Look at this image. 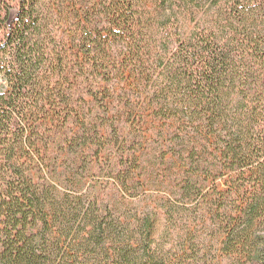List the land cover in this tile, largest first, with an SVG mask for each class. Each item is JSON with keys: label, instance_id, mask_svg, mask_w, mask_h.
<instances>
[{"label": "trees", "instance_id": "16d2710c", "mask_svg": "<svg viewBox=\"0 0 264 264\" xmlns=\"http://www.w3.org/2000/svg\"><path fill=\"white\" fill-rule=\"evenodd\" d=\"M0 79V264H212L127 200L148 156L212 157L264 264V0H0Z\"/></svg>", "mask_w": 264, "mask_h": 264}, {"label": "rangeland", "instance_id": "374dc122", "mask_svg": "<svg viewBox=\"0 0 264 264\" xmlns=\"http://www.w3.org/2000/svg\"><path fill=\"white\" fill-rule=\"evenodd\" d=\"M4 84L0 79V87ZM152 121L150 119V128L158 132L163 123ZM150 144L158 147L160 143L154 138ZM204 160L208 164L197 169L185 166L181 158L166 160L148 156L142 171L135 176L132 194L125 196L139 211L157 209V213L164 216L162 232L167 230L183 239L182 242L193 236L195 244L192 245L208 254L212 264H233V259L222 258L220 253L232 226H243L239 221L242 205L235 194L231 175L213 172L212 157H204ZM88 178V185L100 186L104 201L121 199L115 189L119 185L110 173L88 175ZM254 232L255 236L264 238V221Z\"/></svg>", "mask_w": 264, "mask_h": 264}]
</instances>
